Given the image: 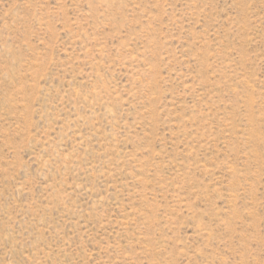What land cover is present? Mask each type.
Listing matches in <instances>:
<instances>
[{
  "label": "rangeland",
  "instance_id": "374dc122",
  "mask_svg": "<svg viewBox=\"0 0 264 264\" xmlns=\"http://www.w3.org/2000/svg\"><path fill=\"white\" fill-rule=\"evenodd\" d=\"M0 264H264V0H0Z\"/></svg>",
  "mask_w": 264,
  "mask_h": 264
}]
</instances>
